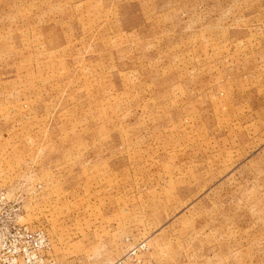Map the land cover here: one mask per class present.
I'll return each instance as SVG.
<instances>
[{"label": "rangeland", "instance_id": "374dc122", "mask_svg": "<svg viewBox=\"0 0 264 264\" xmlns=\"http://www.w3.org/2000/svg\"><path fill=\"white\" fill-rule=\"evenodd\" d=\"M15 169L60 264H264V0H0Z\"/></svg>", "mask_w": 264, "mask_h": 264}, {"label": "built area", "instance_id": "2783aa9c", "mask_svg": "<svg viewBox=\"0 0 264 264\" xmlns=\"http://www.w3.org/2000/svg\"><path fill=\"white\" fill-rule=\"evenodd\" d=\"M17 195L0 187V264H58L46 230L20 221Z\"/></svg>", "mask_w": 264, "mask_h": 264}, {"label": "crops", "instance_id": "0c3cea01", "mask_svg": "<svg viewBox=\"0 0 264 264\" xmlns=\"http://www.w3.org/2000/svg\"><path fill=\"white\" fill-rule=\"evenodd\" d=\"M2 173H0V176H3V175H1ZM22 180L20 181V179L19 180H17L16 181V169L13 171V175H12V179L11 180H9V181H7V183H5L6 184V189H7V191H9V192H15L17 189H21V185H23L22 183H24V182H22ZM25 203H26V200H24V205H25ZM23 215L24 214H22V216L21 217H23ZM31 224H33V225H35V226H39L38 224H35L34 222H32ZM42 227V226H41ZM50 255H53L54 257H55V259L57 260V262H58V264H60L59 263V261H58V259H57V257H56V254H55V252H54V250H53V246H52V242H51V251H50Z\"/></svg>", "mask_w": 264, "mask_h": 264}]
</instances>
